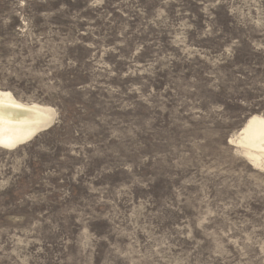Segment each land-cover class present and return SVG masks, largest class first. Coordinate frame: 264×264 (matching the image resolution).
<instances>
[{"label": "rangeland", "instance_id": "rangeland-1", "mask_svg": "<svg viewBox=\"0 0 264 264\" xmlns=\"http://www.w3.org/2000/svg\"><path fill=\"white\" fill-rule=\"evenodd\" d=\"M0 92V264H264V0H0Z\"/></svg>", "mask_w": 264, "mask_h": 264}, {"label": "bare ground", "instance_id": "bare-ground-1", "mask_svg": "<svg viewBox=\"0 0 264 264\" xmlns=\"http://www.w3.org/2000/svg\"><path fill=\"white\" fill-rule=\"evenodd\" d=\"M53 119L52 109L21 103L10 93L0 92V148L13 150L29 142L49 129ZM229 143L264 171V117H250Z\"/></svg>", "mask_w": 264, "mask_h": 264}, {"label": "water", "instance_id": "water-1", "mask_svg": "<svg viewBox=\"0 0 264 264\" xmlns=\"http://www.w3.org/2000/svg\"><path fill=\"white\" fill-rule=\"evenodd\" d=\"M48 130V129H47Z\"/></svg>", "mask_w": 264, "mask_h": 264}]
</instances>
